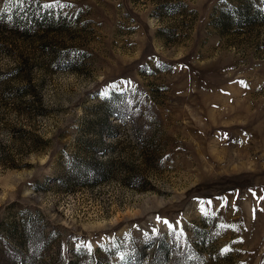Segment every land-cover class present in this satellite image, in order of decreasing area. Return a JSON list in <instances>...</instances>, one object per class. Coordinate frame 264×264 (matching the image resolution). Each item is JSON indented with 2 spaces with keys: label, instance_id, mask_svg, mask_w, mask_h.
<instances>
[{
  "label": "rangeland",
  "instance_id": "374dc122",
  "mask_svg": "<svg viewBox=\"0 0 264 264\" xmlns=\"http://www.w3.org/2000/svg\"><path fill=\"white\" fill-rule=\"evenodd\" d=\"M0 264H264V0H0Z\"/></svg>",
  "mask_w": 264,
  "mask_h": 264
},
{
  "label": "trees",
  "instance_id": "16d2710c",
  "mask_svg": "<svg viewBox=\"0 0 264 264\" xmlns=\"http://www.w3.org/2000/svg\"><path fill=\"white\" fill-rule=\"evenodd\" d=\"M29 15L34 19L35 16L38 17L39 13L36 9H32L30 10Z\"/></svg>",
  "mask_w": 264,
  "mask_h": 264
},
{
  "label": "snow or ice",
  "instance_id": "6c2138e0",
  "mask_svg": "<svg viewBox=\"0 0 264 264\" xmlns=\"http://www.w3.org/2000/svg\"><path fill=\"white\" fill-rule=\"evenodd\" d=\"M18 2H22V0H18ZM57 2H58V0H57ZM47 7H52V5H47ZM225 251L227 252L228 249H225Z\"/></svg>",
  "mask_w": 264,
  "mask_h": 264
}]
</instances>
